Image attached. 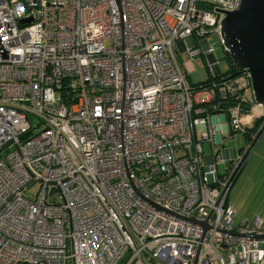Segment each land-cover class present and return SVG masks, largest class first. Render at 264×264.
Here are the masks:
<instances>
[{
  "label": "built area",
  "instance_id": "obj_1",
  "mask_svg": "<svg viewBox=\"0 0 264 264\" xmlns=\"http://www.w3.org/2000/svg\"><path fill=\"white\" fill-rule=\"evenodd\" d=\"M240 1L0 0V264L264 263L203 148L264 106L178 53Z\"/></svg>",
  "mask_w": 264,
  "mask_h": 264
},
{
  "label": "rangeland",
  "instance_id": "obj_2",
  "mask_svg": "<svg viewBox=\"0 0 264 264\" xmlns=\"http://www.w3.org/2000/svg\"><path fill=\"white\" fill-rule=\"evenodd\" d=\"M210 31L213 30L210 29ZM191 38L192 44L199 48L202 54L189 58L184 50H178L187 80L191 84L198 85L215 76L217 72L223 75L228 71L229 64L224 45L215 32H209L199 39L200 41H197L194 36ZM104 42L108 43V40ZM208 46L211 47L210 52L207 51ZM218 117L223 118L224 116L220 114ZM254 117L250 112H242L240 119L243 125L250 127ZM260 141L261 145L257 146L254 152L253 149L251 150L253 157L248 158L246 166L244 164L227 190V200L234 207L236 223L244 219L251 220L255 214L264 216V149H262L264 135ZM242 145H246L245 135L242 131H236L232 135L221 134L219 141L213 137V142L203 143L204 155L215 153V151L219 155L233 146ZM217 168L220 175H227L230 171L229 165L222 160H218ZM36 189L37 185H34L29 192H34Z\"/></svg>",
  "mask_w": 264,
  "mask_h": 264
},
{
  "label": "water",
  "instance_id": "obj_3",
  "mask_svg": "<svg viewBox=\"0 0 264 264\" xmlns=\"http://www.w3.org/2000/svg\"><path fill=\"white\" fill-rule=\"evenodd\" d=\"M220 22V35L225 50L229 53L233 64L238 70L229 77L238 75L242 69L250 72L252 79L253 95L256 102L264 106V0H241L235 10L223 11ZM23 23H29L31 19H21ZM217 72L215 76H219ZM264 131V120L252 140L246 146L232 147L234 160L239 159L233 167L226 186L229 187L232 178L254 147L255 143ZM264 238V235L260 236Z\"/></svg>",
  "mask_w": 264,
  "mask_h": 264
},
{
  "label": "trees",
  "instance_id": "obj_4",
  "mask_svg": "<svg viewBox=\"0 0 264 264\" xmlns=\"http://www.w3.org/2000/svg\"><path fill=\"white\" fill-rule=\"evenodd\" d=\"M225 54H226V59H227V61H228V64H229V69H228V71L225 73V74H223V75H219V76H213V77H211V78H209V79H207L205 82H201V83H199L198 85H193V84H191L188 80V83L190 84V85H193V86H199V85H202V84H207L208 82H210L212 79H216V78H228L231 74H233V73H235L237 70H238V68L233 64V62H232V60H231V57H230V55H229V53L225 50ZM186 77H187V74H186ZM231 100V99H230ZM225 104H229V105H231V104H233L231 101H227V102H225ZM229 105H226L225 106V112H226V119H227V121H228V119H229ZM247 112V111H246ZM263 120H264V116H257L256 118H254L253 119V124H252V126H250V127H248V128H246L245 126H243V127H245V131L243 132V134L245 135V139H246V145L252 140V138H253V136L255 135V133L257 132V130H258V128L260 127V125L262 124V122H263ZM264 132V131H263ZM263 132H262V134H263ZM232 134H234V133H231V135ZM262 136V135H261ZM245 145V146H246ZM248 157V156H247ZM247 157H246V159H247ZM246 159L244 160V162L242 163V165L240 166V168L238 169V171L236 172V174H235V176L232 178V180H231V182H230V184H229V187L231 186V184L233 183V181H234V179H235V177L239 174V172L241 171V169H242V167L244 166V164H245V162H246ZM236 163H237V160H236V158L234 159V160H230L229 161V169H230V171L227 173V175H224V176H227V177H229V175H230V173H231V171H232V169H233V167L236 165ZM220 175V174H219ZM220 176H223V175H220ZM228 187V188H229Z\"/></svg>",
  "mask_w": 264,
  "mask_h": 264
},
{
  "label": "crops",
  "instance_id": "obj_5",
  "mask_svg": "<svg viewBox=\"0 0 264 264\" xmlns=\"http://www.w3.org/2000/svg\"><path fill=\"white\" fill-rule=\"evenodd\" d=\"M255 109L256 110H253L252 112H251V114H252V117H254V118H256L257 116H260V112H261V107H258V106H256L255 107ZM242 123V122H241ZM242 125H243V123H242ZM243 126H245V125H243ZM246 128H248L249 126H245ZM262 136L264 135V132H263V134H261ZM262 136H260L259 137V139L257 140V142L255 143V145H254V147L252 148L253 149V152L255 151V149H256V147L257 146H260L261 145V138H262ZM234 147V146H233ZM232 148V147H231ZM231 148L228 150V151H223L221 154H222V158L220 159V160H222V161H224L227 165L229 164V161L231 160V158H233V154H232V152H231ZM251 149V150H252ZM262 149H264V145H263V147H262ZM251 158V157H253V155H252V152L250 151V153L248 154V157H247V159H246V162H245V166H246V163H247V160H248V158ZM249 158V159H250ZM232 205V204H231ZM233 206V205H232ZM234 208V207H233ZM235 211V210H234ZM255 215H258V214H255ZM254 215V216H255ZM261 216V215H260ZM262 217H264V216H262ZM245 221H250V220H248V219H244ZM244 220H242V221H244ZM264 264V263H263Z\"/></svg>",
  "mask_w": 264,
  "mask_h": 264
}]
</instances>
